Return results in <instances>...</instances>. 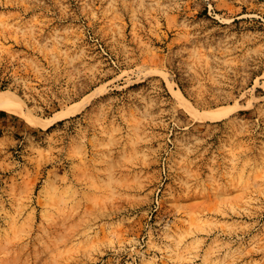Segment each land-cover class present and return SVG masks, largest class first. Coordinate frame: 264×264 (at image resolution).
<instances>
[{"label": "rangeland", "instance_id": "1", "mask_svg": "<svg viewBox=\"0 0 264 264\" xmlns=\"http://www.w3.org/2000/svg\"><path fill=\"white\" fill-rule=\"evenodd\" d=\"M1 91L0 264H264V0H0Z\"/></svg>", "mask_w": 264, "mask_h": 264}, {"label": "bare ground", "instance_id": "2", "mask_svg": "<svg viewBox=\"0 0 264 264\" xmlns=\"http://www.w3.org/2000/svg\"><path fill=\"white\" fill-rule=\"evenodd\" d=\"M0 110H4L10 113L18 114L21 116H25L26 119L30 122H34V120L27 116L23 111V102L20 97L17 95L10 93L8 91L0 92ZM226 108H214L212 110H208V116L217 118L224 115Z\"/></svg>", "mask_w": 264, "mask_h": 264}]
</instances>
